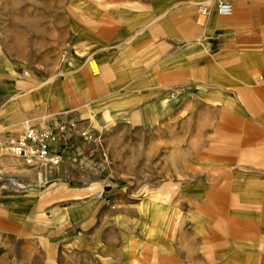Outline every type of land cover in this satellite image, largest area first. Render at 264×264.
<instances>
[{
	"label": "rangeland",
	"instance_id": "rangeland-1",
	"mask_svg": "<svg viewBox=\"0 0 264 264\" xmlns=\"http://www.w3.org/2000/svg\"><path fill=\"white\" fill-rule=\"evenodd\" d=\"M205 2L0 0V129L16 124L0 133V232L14 222L5 207L53 204L44 170L62 164L5 167L7 143L34 118L61 153L76 150L75 168L93 182L88 210L107 230L92 264H264L263 17L254 14L239 44L207 38L214 59L203 63L196 10ZM217 2L207 5L215 17ZM84 51L115 76L95 83L67 65ZM120 56L127 67L111 61ZM51 77L48 94L24 96ZM89 113L101 114L99 127Z\"/></svg>",
	"mask_w": 264,
	"mask_h": 264
},
{
	"label": "crops",
	"instance_id": "crops-1",
	"mask_svg": "<svg viewBox=\"0 0 264 264\" xmlns=\"http://www.w3.org/2000/svg\"><path fill=\"white\" fill-rule=\"evenodd\" d=\"M210 1H213L212 4L210 2L201 4L211 6L215 4V2L221 0ZM225 1L233 5V15L228 18L219 17L215 9L214 13L219 18L213 16L212 11L208 17H204L199 15L198 9L196 10L199 16L197 18V23L201 26L197 30V43L195 48H197L201 54L200 58L203 63L208 64L214 59L213 55L208 51V46L205 44L207 38L221 36L227 40V45L229 46L235 45V43L239 44L240 42L236 41V38L241 37L242 35L240 33L243 29L249 28L250 23L255 22L254 14L257 13L263 17V20H261V28H264V0H234L233 3L229 0ZM259 6L261 9L258 8ZM115 8L119 7L117 6ZM251 26L254 28L253 25ZM75 53L77 55L73 59H70L67 65L70 67L75 66L76 63L80 64L84 78L98 83L106 76H109V78H111L113 74L115 76L113 71L109 69L106 71L105 66H101L99 61L93 56H85L87 52ZM114 60L120 66L127 67L129 65L127 59L123 56H120L118 59H112L111 61L114 62ZM92 61L95 62L98 68V73L96 75H93L89 69V63ZM108 67L110 68V66ZM15 68L20 70V67ZM13 73L14 72L10 71L8 75L10 81L3 83L6 89L12 90L13 87H17ZM54 80L55 77H51L44 82L35 81V86L26 90L24 96L28 97V95H30L32 98L45 90H47L46 94H48V91L52 89ZM198 89L202 90L203 88L198 87ZM175 101V99L168 102L161 100L158 107L165 109L168 104H174ZM162 103H166V106L162 107ZM61 107H64L62 112L67 114L68 110L66 109V104H62ZM95 108L96 107H93L94 110H97ZM108 110L111 113V117L115 118L116 114L113 109L108 107ZM100 115L86 114L87 118L91 119L93 124L97 127H99V125H96L94 119H97L95 117H100ZM45 119H47V117H42V120ZM34 121V118L25 119L20 123V126L23 127L25 122L33 124ZM13 125L3 126L0 129V133L7 131ZM60 138L62 142L69 140V138L62 135ZM1 146H3V144H1ZM3 147H5V143ZM7 150L9 153L8 148ZM61 151L65 163L63 161V163H61L62 165L58 167L52 169L46 168V170H44L46 175L47 173L52 174V179L47 181L54 187H50L47 193L44 194L45 197L47 196L51 200L53 199V201H51V203H53L52 205L45 206L43 210L40 209L37 213L36 209L33 207L21 205H13L11 208L5 207L7 212L12 214L14 219L11 225H6L4 231L0 232V246L6 248V254H9L7 252L9 248L12 249L11 254L4 256L7 258L6 261L8 264H78V260H82L83 256L87 262L89 261V264H92L94 255H99L106 250L104 231L107 230V222L104 220L98 222L94 221V214L92 215L90 210H88V205L93 201V195H91L93 182L92 180L88 181L86 178L82 177L83 175L79 174L78 170L75 168L77 164V158L75 157L76 150L68 147L64 148V150L61 149ZM67 163H69L73 169L68 167L65 168V164ZM5 167H9L11 170L16 171L15 158L8 160ZM97 193L100 192L97 191ZM80 212L83 215H87L86 220L80 221L77 216ZM42 213L45 214L44 219L37 221L36 215Z\"/></svg>",
	"mask_w": 264,
	"mask_h": 264
},
{
	"label": "built area",
	"instance_id": "built-area-1",
	"mask_svg": "<svg viewBox=\"0 0 264 264\" xmlns=\"http://www.w3.org/2000/svg\"><path fill=\"white\" fill-rule=\"evenodd\" d=\"M216 14L228 18L233 15V5L225 0L216 4ZM198 13L208 17L211 10L207 5H199ZM55 133L50 127H38L27 123L9 142V153L21 160L27 167L57 166L63 161V154L55 146ZM98 200L103 194L97 193Z\"/></svg>",
	"mask_w": 264,
	"mask_h": 264
},
{
	"label": "bare ground",
	"instance_id": "bare-ground-1",
	"mask_svg": "<svg viewBox=\"0 0 264 264\" xmlns=\"http://www.w3.org/2000/svg\"><path fill=\"white\" fill-rule=\"evenodd\" d=\"M89 69H90V72L93 74V75H96L98 73V68H97V65L95 64V62H91L89 63ZM14 74V73H13ZM166 106V103H162V107H165ZM29 123V122H25L24 126ZM31 124V123H30ZM8 149H9V143H8ZM12 156V155H11ZM13 157V156H12ZM15 158V157H13Z\"/></svg>",
	"mask_w": 264,
	"mask_h": 264
}]
</instances>
